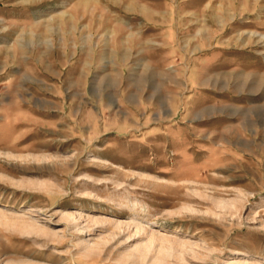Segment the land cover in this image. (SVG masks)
I'll use <instances>...</instances> for the list:
<instances>
[{
    "label": "rangeland",
    "instance_id": "374dc122",
    "mask_svg": "<svg viewBox=\"0 0 264 264\" xmlns=\"http://www.w3.org/2000/svg\"><path fill=\"white\" fill-rule=\"evenodd\" d=\"M0 264H264V0H0Z\"/></svg>",
    "mask_w": 264,
    "mask_h": 264
}]
</instances>
